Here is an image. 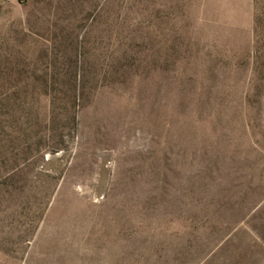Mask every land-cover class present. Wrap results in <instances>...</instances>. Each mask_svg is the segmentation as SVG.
I'll return each mask as SVG.
<instances>
[{
  "label": "rangeland",
  "instance_id": "rangeland-1",
  "mask_svg": "<svg viewBox=\"0 0 264 264\" xmlns=\"http://www.w3.org/2000/svg\"><path fill=\"white\" fill-rule=\"evenodd\" d=\"M0 264H264V0H3Z\"/></svg>",
  "mask_w": 264,
  "mask_h": 264
},
{
  "label": "crops",
  "instance_id": "crops-1",
  "mask_svg": "<svg viewBox=\"0 0 264 264\" xmlns=\"http://www.w3.org/2000/svg\"><path fill=\"white\" fill-rule=\"evenodd\" d=\"M3 0H0V3L2 2Z\"/></svg>",
  "mask_w": 264,
  "mask_h": 264
}]
</instances>
